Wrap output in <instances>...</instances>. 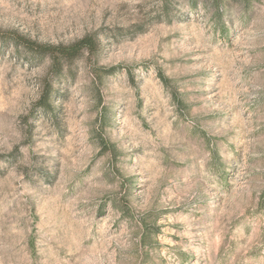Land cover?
I'll return each mask as SVG.
<instances>
[{
  "label": "rangeland",
  "instance_id": "obj_1",
  "mask_svg": "<svg viewBox=\"0 0 264 264\" xmlns=\"http://www.w3.org/2000/svg\"><path fill=\"white\" fill-rule=\"evenodd\" d=\"M0 264H264V0H0ZM51 87L49 111L38 103Z\"/></svg>",
  "mask_w": 264,
  "mask_h": 264
},
{
  "label": "trees",
  "instance_id": "obj_2",
  "mask_svg": "<svg viewBox=\"0 0 264 264\" xmlns=\"http://www.w3.org/2000/svg\"><path fill=\"white\" fill-rule=\"evenodd\" d=\"M10 44L17 53H22L29 61L49 60L48 79L59 77L66 66L79 59L83 54L93 55L98 51V43L93 36H85L71 45H41L21 36L0 34V44ZM51 87L46 81L38 106L43 111L51 109Z\"/></svg>",
  "mask_w": 264,
  "mask_h": 264
}]
</instances>
